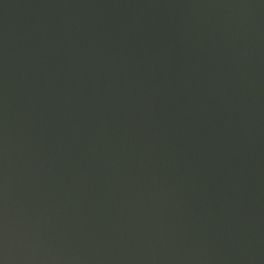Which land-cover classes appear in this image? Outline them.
<instances>
[{
    "label": "clouds",
    "instance_id": "9594fccd",
    "mask_svg": "<svg viewBox=\"0 0 264 264\" xmlns=\"http://www.w3.org/2000/svg\"><path fill=\"white\" fill-rule=\"evenodd\" d=\"M0 264H264V0H0Z\"/></svg>",
    "mask_w": 264,
    "mask_h": 264
}]
</instances>
